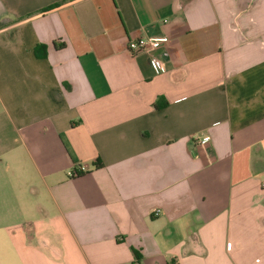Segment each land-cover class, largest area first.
<instances>
[{
	"label": "crops",
	"instance_id": "0c3cea01",
	"mask_svg": "<svg viewBox=\"0 0 264 264\" xmlns=\"http://www.w3.org/2000/svg\"><path fill=\"white\" fill-rule=\"evenodd\" d=\"M136 262L264 264V0H0V264Z\"/></svg>",
	"mask_w": 264,
	"mask_h": 264
},
{
	"label": "built area",
	"instance_id": "2783aa9c",
	"mask_svg": "<svg viewBox=\"0 0 264 264\" xmlns=\"http://www.w3.org/2000/svg\"><path fill=\"white\" fill-rule=\"evenodd\" d=\"M168 43L167 37H149L146 39L135 38L127 42V51L132 55L146 54L149 57V64L155 75L165 72L166 68L161 54V49ZM209 138L204 137L200 143H208ZM80 170H72L69 172L70 177H76V173ZM135 264H138L136 262Z\"/></svg>",
	"mask_w": 264,
	"mask_h": 264
},
{
	"label": "trees",
	"instance_id": "16d2710c",
	"mask_svg": "<svg viewBox=\"0 0 264 264\" xmlns=\"http://www.w3.org/2000/svg\"><path fill=\"white\" fill-rule=\"evenodd\" d=\"M79 176V173H76V177Z\"/></svg>",
	"mask_w": 264,
	"mask_h": 264
}]
</instances>
